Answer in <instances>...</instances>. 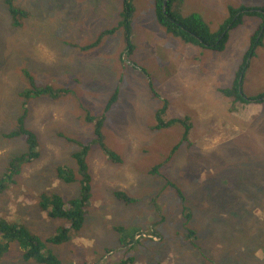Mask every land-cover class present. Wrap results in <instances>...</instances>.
I'll return each mask as SVG.
<instances>
[{
  "label": "rangeland",
  "instance_id": "rangeland-1",
  "mask_svg": "<svg viewBox=\"0 0 264 264\" xmlns=\"http://www.w3.org/2000/svg\"><path fill=\"white\" fill-rule=\"evenodd\" d=\"M11 1L30 17L13 27L0 0V179L6 175L2 184L8 188L0 191V217L23 225L41 241L55 234L56 222L39 213L38 200L43 191L67 200L80 196V185L60 182L55 170H76L72 155L81 147L68 142L94 139L93 125L84 121L86 111L101 116L117 89V104L105 114L100 131L105 148L118 159L110 160L97 144L90 145L88 215L68 242L49 244L46 250L61 264H120L129 257L134 258L131 264H205L198 250L182 243L181 233L184 237V230L192 228L201 252L215 263L264 264V104L231 102L219 92L233 87L254 22L262 18L245 17L229 32L225 50L216 53L158 27L154 0H127L133 8V52L127 56L120 28L103 35L93 51L68 45H86L115 29L123 0ZM240 5L260 7L264 0H186L178 14L182 19L196 15L214 32L228 18L227 7ZM262 44L239 76L244 98L264 94V35ZM24 69L36 86L67 93L59 107L47 103L48 96L42 103L26 102L24 128L35 137L39 158L15 174L7 170L9 162L27 151V143L1 135L17 129L24 113L17 88L25 83L15 74ZM75 90L86 94L79 100L86 111L73 98ZM164 101L168 106L162 120L183 125L154 129L150 111ZM116 192L134 202H119ZM187 213L192 218L184 227L182 215ZM114 226L138 230L131 251L120 247ZM20 252L10 243L0 264H36L23 262Z\"/></svg>",
  "mask_w": 264,
  "mask_h": 264
},
{
  "label": "trees",
  "instance_id": "trees-1",
  "mask_svg": "<svg viewBox=\"0 0 264 264\" xmlns=\"http://www.w3.org/2000/svg\"><path fill=\"white\" fill-rule=\"evenodd\" d=\"M123 1L125 8H123L122 12L119 13V17L121 19L119 25L115 29H110L102 33V35L100 34L96 39L97 41L89 46L81 48L82 51H88L90 49L96 48L100 44V40L104 38L103 35L109 36L110 34L115 33L118 28H120L119 30L124 31L123 39L127 56H130L132 54L133 46L130 40L129 17L133 13V8L131 5H128L127 0ZM185 1L186 0H154V13L156 16L158 27H160L166 33L173 35L174 37H180L184 41L188 43L190 42L195 45L199 44L200 46H202L203 50H209L212 52L220 53L225 50L229 38V32L237 28L241 24H244L243 20L245 17L262 18L261 25L255 28L253 35L250 37V45L248 51L243 57V62L240 66V71L237 73L233 87H231L230 89L221 90L219 92L224 98L230 99L231 102L238 101L243 105H249L251 103L264 104V94H260L255 98H244L241 94V91H243V80L241 81L240 85L238 84L241 72H243L244 69L248 66L247 62H249L255 56L256 49L263 46L262 41L264 31L262 32V34H260V30L262 28L264 30V5H261L260 7H247L245 5H240L237 7L228 6V18L223 21V23L216 31L210 32L209 26L206 24V22H204L200 17H197L196 15L188 16L183 19L181 18L178 13L182 10ZM163 2H165V8L163 6ZM3 4H5V6L7 7V13L12 19V26L15 28L21 27L23 19L30 17V13H28L27 11L14 7L11 0H4ZM259 35L260 37L256 42ZM68 45H70V47L72 46L71 48H74L73 44L68 43ZM15 74L18 80L22 79L25 83L24 88H22V86H19L17 88L19 99L22 98L24 100V103H22L21 107L24 113H22V115L17 119L18 128L9 133H4L1 136L9 140L22 138L25 141V145L27 143V151L21 153V155L19 156L12 158L7 168L9 172H15V174H18L23 170L24 166L30 164L39 157V153L36 150L37 143L35 141V137L33 139V135L31 134V132L24 128V121L27 113V110L24 109L26 102L28 100H38L42 103L44 100H42L41 98L48 96L52 99H50L51 102L47 100V103H54L59 107V104L62 102L59 99L60 97L63 98L65 96L67 90L62 88H53L49 85H46L45 87L36 86L33 76H31V74L25 69L21 70L20 73L15 72ZM153 81L154 80L149 81L150 91H152L154 87ZM153 94L156 97L158 96L156 92H153ZM117 96L118 91L117 89H114L107 104H105L104 106V113L99 116L92 115L89 113L90 111H86V105L84 103H82L83 105L79 104V96L75 91L74 97L78 101V105L80 106V108L82 107L84 111L87 112L84 117L85 123L93 125L94 139L92 141L87 140L84 144L82 142L71 139V141H69L68 143L81 147L77 153L72 155L76 164V173L73 169H68L69 167H67L66 169L65 166H60L55 170V177L59 179L60 182H63L67 185L78 183L81 187L80 196L78 198H71L67 200L62 198L60 195H57L56 193H51L52 191H43V193H41V200H38L37 203L39 213L45 214L47 219L55 221L57 227V231L55 232V234L46 238L44 241H41L38 236L32 234L30 231H28V229L24 228L23 225L16 222L6 221L2 217H0V237L2 239V241L0 242V260L6 253L9 244L15 242L21 249L20 255L23 262L33 261L36 264H61L60 260L52 253V251L46 250V246L49 244L60 245L61 243L68 242L71 238L70 234L76 233L81 229L83 221L88 215L89 209L91 207V187L90 176H88L86 172V152L89 151L88 149L90 148V145L95 146V144H97L101 149H103L104 154L110 160L113 159V157L118 159L109 149L105 148L103 144V134L100 131L103 124L105 123V114L108 113L110 107L116 102ZM167 106V102L164 101L163 105L155 110L152 118L155 121L154 129H166L177 123H180L182 125L184 124L183 121L179 120H170L168 122L162 120V117L165 115ZM67 110L68 111L66 112L68 113L72 112V110L70 109ZM190 126L191 124L189 125V127ZM189 127H187L186 129V135L190 129ZM179 146L180 144L174 146L171 153L173 154L174 151L179 148ZM75 174H77L79 177L75 178ZM152 174H156V171ZM4 178L2 177L0 179V191L8 189L6 188L5 184H2V180ZM12 182L13 181H11V184ZM170 186L172 187V185ZM177 194H180L178 189ZM115 198L119 202H122L124 204H131L134 202L133 198L128 197L123 192H116ZM185 210L188 209L185 208ZM235 215L236 214L233 211L231 216L235 218ZM182 217L184 219V224L182 226L186 227L190 222L192 215L190 213H187L185 215H182ZM113 231L118 235H121L118 240L120 247H124L126 251H131L132 242L138 230L136 228H128L127 230H125L122 227L114 226ZM184 234L185 235L183 237V233H181L182 243L185 242V244H187L188 242L195 250H198L199 256L203 259L205 264H217L213 261V259L207 258L201 252V247L198 245V232H196L195 229L186 228V230H184ZM155 235L161 238L160 234ZM138 247L139 246L137 244L135 249H137ZM148 248L150 250L152 249L151 246H148ZM156 249H158V247H156ZM189 250L190 249H186V252L188 253ZM130 253L133 254V252ZM133 262L134 258L129 257L124 259L120 264H131Z\"/></svg>",
  "mask_w": 264,
  "mask_h": 264
},
{
  "label": "crops",
  "instance_id": "crops-1",
  "mask_svg": "<svg viewBox=\"0 0 264 264\" xmlns=\"http://www.w3.org/2000/svg\"><path fill=\"white\" fill-rule=\"evenodd\" d=\"M95 41H92V42H90V43H88V44H86V45H74L73 47L75 48V49H79V47L80 48H83V47H86V46H89V45H91V44H93ZM100 46V44L96 47V48H93V49H90V50H88V51H93V50H95V49H97L98 47ZM72 47V46H71ZM93 63V62H92ZM94 64V63H93ZM96 76H98V72L96 73ZM113 91V90H112ZM77 94H78V96L79 97H82V98H84V96H86V94H84L83 92H77ZM93 94L94 93H92L91 94V96H93ZM114 105V104H113ZM103 111H104V109H103ZM109 112V111H108Z\"/></svg>",
  "mask_w": 264,
  "mask_h": 264
},
{
  "label": "clouds",
  "instance_id": "clouds-1",
  "mask_svg": "<svg viewBox=\"0 0 264 264\" xmlns=\"http://www.w3.org/2000/svg\"><path fill=\"white\" fill-rule=\"evenodd\" d=\"M253 33H254V32H253ZM253 33H252V35H253ZM221 37H222V36H221ZM238 84H239V82H238ZM239 85H240V84H239ZM239 89H240V88H239ZM75 91H76V93L78 92L77 90H75ZM73 98H75V97L73 96ZM81 99H82V97H79V100H81ZM70 100H71V99H70ZM108 100H109V99H108ZM77 102H78V101H77ZM107 102H108V101H107ZM106 104H107V103H106ZM114 104H117V103L115 102ZM111 107H113V105H112ZM111 107H110V108H111ZM111 109H112V108H111ZM151 112H153V115H154L155 111H154V110H151L150 113H151ZM25 119H26V118H25ZM38 158H39V157H38ZM38 158H37V159H38ZM37 159H36V160H37ZM36 160H35V161H36ZM31 163H33V162H31ZM31 163H30V164H31Z\"/></svg>",
  "mask_w": 264,
  "mask_h": 264
},
{
  "label": "flooded vegetation",
  "instance_id": "flooded-vegetation-1",
  "mask_svg": "<svg viewBox=\"0 0 264 264\" xmlns=\"http://www.w3.org/2000/svg\"><path fill=\"white\" fill-rule=\"evenodd\" d=\"M257 18H258V17H254V19H257ZM261 23H262V22L259 21V22L255 25V22H254V27L256 28L257 26L261 25ZM255 28H254V30H255ZM254 30H253V32H254ZM253 32H252V33H253ZM262 32H263V30L261 29V30H260V34H262ZM259 37H260V35H259ZM216 53H218V52H216Z\"/></svg>",
  "mask_w": 264,
  "mask_h": 264
},
{
  "label": "water",
  "instance_id": "water-1",
  "mask_svg": "<svg viewBox=\"0 0 264 264\" xmlns=\"http://www.w3.org/2000/svg\"><path fill=\"white\" fill-rule=\"evenodd\" d=\"M163 6H164V8H165V2H163ZM241 79V78H240ZM241 83V80L239 81V84ZM264 99V98H263Z\"/></svg>",
  "mask_w": 264,
  "mask_h": 264
},
{
  "label": "bare ground",
  "instance_id": "bare-ground-1",
  "mask_svg": "<svg viewBox=\"0 0 264 264\" xmlns=\"http://www.w3.org/2000/svg\"><path fill=\"white\" fill-rule=\"evenodd\" d=\"M263 31H264V30H263ZM185 124H186V123H185ZM157 128H158V126H157ZM33 154H34V153H33ZM113 159H114V158H113ZM85 186H86V185H85ZM118 193H119V192H118ZM81 194H82V193H81ZM120 195H121V194H120ZM79 210H81V209H79ZM94 257H95V256H94ZM94 260H95V259H94ZM94 260H93V261H94ZM91 262H92V260H91Z\"/></svg>",
  "mask_w": 264,
  "mask_h": 264
}]
</instances>
